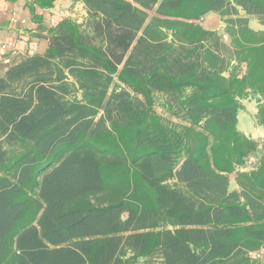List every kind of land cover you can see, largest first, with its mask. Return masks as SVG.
<instances>
[{"label":"trees","instance_id":"trees-1","mask_svg":"<svg viewBox=\"0 0 264 264\" xmlns=\"http://www.w3.org/2000/svg\"><path fill=\"white\" fill-rule=\"evenodd\" d=\"M58 1L0 75V264H262L264 0Z\"/></svg>","mask_w":264,"mask_h":264},{"label":"rangeland","instance_id":"rangeland-1","mask_svg":"<svg viewBox=\"0 0 264 264\" xmlns=\"http://www.w3.org/2000/svg\"><path fill=\"white\" fill-rule=\"evenodd\" d=\"M61 1V0H60ZM58 14H51L48 17V25L50 27L54 26L56 22L64 17H71L79 22H82V20L85 18L86 12L84 10V7L81 3L77 2L76 0H64L62 3L59 4V10L57 11ZM17 25H15L14 28H12L10 31H12L14 34L13 38L17 41L24 40V37L29 40H32L33 38H36L37 35L42 34L40 30L37 29H31V25H29V21L26 22V25L22 23L24 19H28L27 16L22 17V15H15ZM24 18V19H23ZM20 24V25H19ZM28 24V25H27ZM203 26L211 29V30H222L224 28V24L221 21L219 17H210L202 22ZM17 26V27H16ZM250 26L253 29H260L261 25L259 23V20L256 17H252L250 19ZM33 31H35L33 33ZM28 41V40H27ZM29 49H25V51L16 50L14 52H11L10 55H6L4 58H0V75L4 73L7 66L18 62L21 60L22 57L26 55V52L28 51H35L36 53H39L42 51V48L39 44L30 46L28 45ZM27 47V48H28ZM15 53V54H13ZM245 110L240 114L239 117V129L244 132L247 136L250 138L262 141L264 140V129L259 127L256 122V114H257V103L255 101H246L244 102ZM158 113L165 116L166 118L171 119L169 114L165 111H163L161 108H156ZM234 180L231 179V190H235ZM253 259H257L264 264V252H258L253 253L250 255Z\"/></svg>","mask_w":264,"mask_h":264},{"label":"crops","instance_id":"crops-1","mask_svg":"<svg viewBox=\"0 0 264 264\" xmlns=\"http://www.w3.org/2000/svg\"><path fill=\"white\" fill-rule=\"evenodd\" d=\"M27 1H32V0H19L15 3L9 2L6 0H0V31L2 32V34L6 40L14 39L16 41V39L13 38L15 33L10 31L12 28L15 27V25H17V22H15L16 21V18H15L16 14L22 15V17L27 16L28 19L23 18L24 19L23 21L25 22L24 24L26 25V22L29 21L28 23H29V25H31V29H36L37 25L31 21L30 13H29L28 9L25 8V3ZM63 1L64 0L56 2L55 7L51 10H40V9L37 10V13L43 17L45 26H49L47 23L49 15L58 14L57 11L59 10V4L62 3ZM210 17L215 18L218 16L210 15ZM210 17H208V18H210ZM255 30H257V29H255ZM258 30H264V28L261 26V28ZM34 32L35 31H33V33ZM28 37L27 38L24 37V40L17 41L15 51L16 50L17 51L18 50L25 51V49H29L28 45H30V46L36 45L37 46V44H39L40 47L42 48V51L39 53H42L45 51V49L47 48V42L46 41L37 39V37L33 38L32 40H29ZM10 54L11 53L4 54V55L0 56V58L1 57L4 58L6 55H10ZM13 54H15V53H13Z\"/></svg>","mask_w":264,"mask_h":264},{"label":"built area","instance_id":"built-area-1","mask_svg":"<svg viewBox=\"0 0 264 264\" xmlns=\"http://www.w3.org/2000/svg\"><path fill=\"white\" fill-rule=\"evenodd\" d=\"M22 23H25L22 21ZM16 41L14 39L6 40L0 31V56L14 52L16 49ZM254 160L252 159L251 162Z\"/></svg>","mask_w":264,"mask_h":264}]
</instances>
